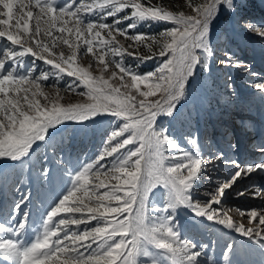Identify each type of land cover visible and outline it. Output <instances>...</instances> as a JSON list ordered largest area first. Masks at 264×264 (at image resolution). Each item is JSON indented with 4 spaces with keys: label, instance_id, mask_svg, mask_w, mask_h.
<instances>
[{
    "label": "snow or ice",
    "instance_id": "obj_1",
    "mask_svg": "<svg viewBox=\"0 0 264 264\" xmlns=\"http://www.w3.org/2000/svg\"><path fill=\"white\" fill-rule=\"evenodd\" d=\"M243 3L186 0L185 12L152 0H0V159L24 165L57 126L114 118L103 148L75 172L70 187L39 221L25 210L30 194L3 218L0 264H202L209 245L182 238L176 220L181 208L264 250V208L237 209L246 225L216 207L240 179L264 172V162L241 166L231 160L234 171L201 202L195 198L198 182L223 153L204 158L196 139L187 141L192 147L186 150L159 123L174 116L197 67L208 66L213 22L222 10L236 13ZM142 22L165 28L141 32ZM244 26L264 38V26ZM121 38L130 42L127 47ZM60 46L70 54L57 52ZM81 54H90L99 75L91 63H78ZM25 57L33 58L32 67ZM128 58L137 68L152 60L158 64L140 73ZM36 61L49 70L37 74ZM65 76L72 81L64 91L86 97L85 102L63 104L61 89L55 97L43 90L50 78L59 82ZM254 87L264 92V82ZM254 195L264 196V188ZM225 247L228 256L233 245Z\"/></svg>",
    "mask_w": 264,
    "mask_h": 264
},
{
    "label": "rangeland",
    "instance_id": "obj_2",
    "mask_svg": "<svg viewBox=\"0 0 264 264\" xmlns=\"http://www.w3.org/2000/svg\"><path fill=\"white\" fill-rule=\"evenodd\" d=\"M152 2L174 11H189L186 0ZM246 23L264 26V0H244L236 13L221 11L211 26L212 56L208 59V66L197 67L174 116L159 120L160 125L167 128L186 150L192 147L187 141L196 139L204 158L214 159L223 153L224 159L209 165L198 182L195 198L201 202L207 199L206 193L214 191L218 184L229 178L234 171L231 160L241 166L264 162V153L260 151L264 147V92L254 87L256 83L264 82V38L246 28ZM138 28L141 32L156 34L163 31L165 25L142 22ZM121 43L127 47L130 42L121 38ZM3 47L0 41V48ZM56 51L70 54L66 46H60ZM140 51L143 53L146 49ZM78 63L82 66L91 63L93 74H100V67L90 54L79 55ZM127 63L137 68V62L131 58ZM25 64L32 67L33 58L25 57ZM157 64L155 60L141 63L137 71H152ZM35 66L37 74L50 68L42 61H36ZM108 75L110 72L105 73L106 77ZM71 81L72 78L67 76L59 82L52 77L44 82L43 90L55 97L56 89H61L60 102L63 104L85 102L86 97L64 91ZM112 83L119 84V81ZM113 127L114 118L108 115L83 124L65 122L50 130L47 144L40 142V147L31 153L24 165L0 159V222L26 194H30V199L25 210L31 212L32 219L39 221L44 209L70 187L75 172L103 148ZM44 172L48 173L47 177L42 175ZM257 188H264V172L257 171L240 179L224 196L230 200L223 198L216 207L228 210L236 222L247 225L248 221L239 215L237 209L264 208V196L254 195ZM240 192L244 195H238ZM160 196H163V190ZM176 220L182 238L209 245L206 256L201 257L202 264H264V250L241 234L214 221L196 217L185 208L178 209ZM37 227L38 224L31 226L32 229ZM227 244L233 245V251L225 256Z\"/></svg>",
    "mask_w": 264,
    "mask_h": 264
},
{
    "label": "bare ground",
    "instance_id": "obj_3",
    "mask_svg": "<svg viewBox=\"0 0 264 264\" xmlns=\"http://www.w3.org/2000/svg\"><path fill=\"white\" fill-rule=\"evenodd\" d=\"M224 200L228 201V200H230V198H227V197H226V198H224Z\"/></svg>",
    "mask_w": 264,
    "mask_h": 264
}]
</instances>
